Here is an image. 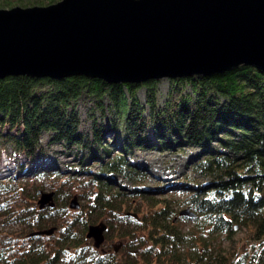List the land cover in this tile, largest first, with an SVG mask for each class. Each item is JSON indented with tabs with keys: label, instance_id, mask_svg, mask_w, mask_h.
Wrapping results in <instances>:
<instances>
[{
	"label": "trees",
	"instance_id": "16d2710c",
	"mask_svg": "<svg viewBox=\"0 0 264 264\" xmlns=\"http://www.w3.org/2000/svg\"><path fill=\"white\" fill-rule=\"evenodd\" d=\"M58 2L40 0L35 7ZM159 81L109 84L85 76L0 79V157L17 163L16 157L23 155L25 164L16 165L21 172L48 159L43 148L47 137L50 145L85 152L81 166L94 162L100 176L122 178L133 186L129 196L146 202V211L129 207L122 214V195L101 182L88 216L80 212L68 218L66 204L61 205L68 197L64 194L56 198L54 208L47 207L45 214L29 222L23 210L11 212L1 201L14 189L10 182H0V215L11 223L27 224L34 233L57 228L63 221L58 237L50 238L53 245L35 236L28 237L25 247L16 249L10 241L0 246V264H121L114 253L86 244L88 227L101 219L106 221L105 238L125 243L122 263L264 264V73L241 65L212 76L170 79L162 100ZM86 99L94 110L91 129L82 133L77 107ZM187 149L198 150L188 165L202 181L169 185L170 199L148 196L141 188L144 170L131 160L135 152ZM28 174L38 181L49 170ZM174 195L185 199L177 202ZM176 207L189 209L196 218L179 217ZM128 211L137 218L126 216ZM243 229L247 235L235 240Z\"/></svg>",
	"mask_w": 264,
	"mask_h": 264
},
{
	"label": "water",
	"instance_id": "95a60500",
	"mask_svg": "<svg viewBox=\"0 0 264 264\" xmlns=\"http://www.w3.org/2000/svg\"><path fill=\"white\" fill-rule=\"evenodd\" d=\"M241 65L264 73V0H61L0 10V79L85 76L129 84ZM52 198L41 195L39 210L54 208ZM69 208H80L75 198ZM179 216L196 218L189 209ZM106 231L103 223L91 225L86 239L100 249Z\"/></svg>",
	"mask_w": 264,
	"mask_h": 264
},
{
	"label": "rangeland",
	"instance_id": "374dc122",
	"mask_svg": "<svg viewBox=\"0 0 264 264\" xmlns=\"http://www.w3.org/2000/svg\"><path fill=\"white\" fill-rule=\"evenodd\" d=\"M39 1L40 0H0V10L33 8L40 5ZM31 4L35 5L32 6ZM168 89L169 81L160 80L158 85V97L160 100L166 96ZM144 94V90L139 92V98L142 101ZM93 110L94 106L88 99L82 100L77 107L81 121L80 130L82 133H87L91 129ZM98 117L99 114L96 113V118ZM43 148L47 150L48 159L45 161L39 160L29 166H25L21 172L17 170L16 165L25 164L26 160L23 155L16 157L17 163L9 160L5 155H1L0 182H10L14 189L11 194L4 195L1 201L5 200L6 206L11 212L21 213L23 210L24 214L22 215H26V217H28L27 220L32 222V217L47 212V208L39 210L38 201L41 195L52 194V202L54 206H56V198L59 195L62 196L65 194L68 196L66 198L67 200L63 199L61 205L64 207V204H66L65 213L68 218L72 219L78 216L80 212L83 214L82 217L88 216L90 206L93 203V193L97 191V185L101 182L109 184L114 192L122 195V201L125 203L122 208V214H124L129 207H132V209L135 207L139 208L141 211H146V202L142 200V198L129 196V192L133 189L130 183L117 176L105 174H101L100 176L94 162L87 161L81 166L79 159L81 154L86 155L85 152L82 153L76 150L69 151L59 145H50L47 137L43 138ZM197 153V149H187L176 153L136 151L131 160L135 165L144 170L146 179L141 185V188L147 192L146 194L155 199H170L169 191L166 190L169 185L186 184L191 186L194 183L202 181L190 170L188 165L189 160ZM36 169L49 170V175L37 181L28 174V172ZM23 176H25V179H23ZM95 176H99L100 179L95 178ZM25 180L26 182H23ZM74 198L80 206L78 210L69 208ZM172 198L180 202L185 199V196L174 195ZM186 209L185 207H176L178 216L180 212ZM128 213L136 215L133 211H128ZM98 222L97 225L100 223L106 224L105 219H101ZM62 224L63 221L59 220L57 222V228H49L56 229V231L50 237L44 236L45 239L43 242L46 245H53V241H51L50 238L58 237V228ZM180 226L190 228L191 223H180ZM32 230L33 229L27 224L17 222L11 223L6 216L0 215V246L9 244L10 241V244L16 249L19 246L25 247L28 243L27 239L29 235L33 232ZM246 235L247 231L243 229L237 233L235 240H242ZM86 244L93 245V241L87 240ZM124 245V241L119 239L114 238L112 240H107L105 238L103 245L97 250L103 251L102 253H114L116 255V261L122 263L127 255V253L121 249ZM224 245L227 247V243ZM138 264H140V262Z\"/></svg>",
	"mask_w": 264,
	"mask_h": 264
},
{
	"label": "bare ground",
	"instance_id": "6f19581e",
	"mask_svg": "<svg viewBox=\"0 0 264 264\" xmlns=\"http://www.w3.org/2000/svg\"><path fill=\"white\" fill-rule=\"evenodd\" d=\"M163 80H170V79L166 78V79H163ZM9 170H10V169H9ZM9 170H6V171H9Z\"/></svg>",
	"mask_w": 264,
	"mask_h": 264
},
{
	"label": "flooded vegetation",
	"instance_id": "af4514ba",
	"mask_svg": "<svg viewBox=\"0 0 264 264\" xmlns=\"http://www.w3.org/2000/svg\"><path fill=\"white\" fill-rule=\"evenodd\" d=\"M110 253V252H109Z\"/></svg>",
	"mask_w": 264,
	"mask_h": 264
}]
</instances>
